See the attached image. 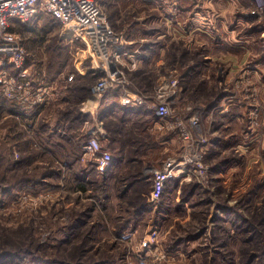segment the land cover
I'll use <instances>...</instances> for the list:
<instances>
[{
  "label": "rangeland",
  "instance_id": "rangeland-1",
  "mask_svg": "<svg viewBox=\"0 0 264 264\" xmlns=\"http://www.w3.org/2000/svg\"><path fill=\"white\" fill-rule=\"evenodd\" d=\"M140 1L108 0L103 6V11L115 32L119 34L123 32L126 37L139 41L146 38L147 41L143 44L146 43L144 46H149V43L151 44L149 34L154 31L153 28L160 30L165 26L162 24L163 21L158 22L165 13H155L144 4L147 1ZM155 20L157 23H154ZM13 24L12 31L22 38L26 52L22 65L26 73L25 79L29 80L34 87H44L46 96L41 104V107L44 106L42 113L34 121L28 120V123H25L20 119L9 121L0 117V146L13 147V160H18L22 154H27V152L21 154L19 151L24 148L22 144L26 142L29 151L37 152L38 138L33 127L37 128L43 122L57 133H76L78 138L84 136L83 142L80 143V162L86 166L89 162L85 158V150L82 146L88 134L84 123L89 121L86 128L91 127L95 117L84 113L81 110L83 103L78 105L73 102L75 98L71 100L69 96L70 101L65 102L62 99L68 98L69 93L65 90H68L70 86H76L72 84L77 81L78 74H83L87 68L95 71L92 57L85 50V46L66 38L61 33L60 24L46 15L24 23ZM213 25V22L207 23V31L210 34L216 27ZM158 42L160 43H155L156 47L164 44L162 39ZM133 53H138L137 48ZM172 53L174 52L169 50L162 56L164 61L167 60L165 65L161 64L164 61L158 63L159 56L156 54L155 61L150 65L149 63L142 65V72L139 71L136 62L131 63L130 68L135 69L130 73L131 76L128 78V72H124L126 79L131 82V89H137L149 95L152 94L158 81L168 77L176 79L180 90L183 84V87L187 89V97L194 101L202 100L201 97L194 96L196 95L194 84L198 82L194 78L195 72L191 78L183 82L181 72L170 70L174 64ZM8 69L7 72L11 74L17 73L15 68ZM58 72L62 73L60 79H58L60 74H57ZM252 74L250 77L246 74L241 75L236 80V88L243 94L246 93L251 100V111L244 124L246 123L249 132L250 130L254 132L253 143L250 144V135H247V138L242 136L235 148L225 151L224 154L227 155L221 156L220 161L229 162L219 166L221 163L217 162L218 157L213 151L215 120L211 117V113L206 115L202 111L199 122L205 150L202 162L208 167L203 179L192 175L188 178L181 175L170 178L164 183L157 199L151 198L155 171L161 169L168 159L179 154L182 143L174 131H166L164 128H159V125H155V135H157L155 140L157 143L160 141L166 143L164 148L158 147L157 150L152 151L142 148L125 153L126 158L138 160V157L147 151L150 159L146 166H144L145 163L134 165L128 173L136 172L138 178L142 174L146 175L149 177V183L137 181L133 188H129V184L136 181L137 177L126 176L123 180L118 178L113 182L114 177L111 181L113 184L116 183V186L112 188L108 185V180L104 184L105 174L99 175L97 172L96 174L92 172L93 181H95L90 184L92 194L105 192L108 199H102L104 196H101V193L100 199H96L93 203L94 210L92 208L85 219L79 216L82 215V210H86L91 200L86 197L87 193L84 190L70 188L66 179L62 178L56 182L53 177H47L44 181L46 186L43 187H36L28 182L11 183L12 190L8 191L6 196H0V231L14 230L18 232V239L16 241V235L10 236L7 246L0 249V252L10 251L11 254V259L2 260L0 264H25L31 257L38 260L39 264L49 263L50 257H55L64 264H95L103 259L109 260L106 264H264V165L258 170L254 168L257 173L262 172L257 174L260 180L254 178L251 185L247 187L240 181V177L244 176V171L240 170L246 166L250 150L258 143L257 138L261 140L264 138V118L261 119L259 115L261 114V95L264 92L260 84L258 86L254 84V79H260L262 75L259 71ZM49 75L56 76L49 77ZM67 75L72 76L74 80L65 83L63 76ZM249 78H253V83ZM87 83L90 81L85 84ZM92 83L93 81L90 84ZM110 91L112 90L110 89L104 95ZM0 95H2L1 92ZM92 95L94 96L93 92H91ZM10 104L24 109L16 102ZM187 105L193 106L195 111L204 109V104L193 101L181 102L178 98L171 108L173 107L175 115L183 117L182 108ZM205 105L208 106V104ZM36 108L32 106L30 110ZM66 108L72 110L79 108L83 114L87 115L79 129L67 130L68 120L65 121L64 115L62 116ZM135 126L142 127L140 123H136ZM222 131L225 132L224 129ZM222 149L225 148L222 147ZM156 155H159L157 166L153 162ZM234 162L236 168H241L236 172L240 176L238 181L218 182V178L221 177L218 171L225 173ZM53 164L52 167H59L62 170L61 174H65L63 165L58 160L53 159ZM147 167H149L148 170ZM90 169L91 166L88 167V170ZM2 170L3 167L0 165V175L3 173ZM13 173L16 174L13 171L6 172L5 177L9 179ZM223 176L224 174L222 178ZM141 196L145 197L148 205L145 210L135 214L134 205L141 200ZM102 205L105 206V210L102 209ZM126 218L128 222H131L130 226L118 237L112 235V231L106 233L103 230V226L108 225L112 220L118 219L117 222L119 220L122 222ZM78 224L82 225L78 227ZM82 226L84 230L81 229ZM20 227H30L32 235H29L28 231L20 230ZM70 227L74 229L70 231L69 242L59 243L63 238L64 230ZM109 228L113 229L114 226L111 224ZM3 233L5 234L4 231Z\"/></svg>",
  "mask_w": 264,
  "mask_h": 264
},
{
  "label": "crops",
  "instance_id": "crops-1",
  "mask_svg": "<svg viewBox=\"0 0 264 264\" xmlns=\"http://www.w3.org/2000/svg\"><path fill=\"white\" fill-rule=\"evenodd\" d=\"M107 1L103 0V6ZM144 4L155 13H165V16H161L158 20V22L163 21L162 24L165 26L160 30L153 28L154 31L149 34L151 38L149 46H144L146 43L143 44L147 41L146 38L139 41L126 37L121 32L125 40L123 47L119 50L124 52L122 70L125 73H131L134 68H130V65L136 62L139 71L142 72V65L147 63L150 65L155 61L156 54L159 56V63L164 61L162 56L172 50L174 64L170 70L181 72L183 82L191 78L195 72L194 78L198 82L194 84L196 87L194 96L202 98V100L194 101L187 97V89L182 84L178 101L204 104L203 114L211 113V117L215 120L213 151L218 157L217 162L221 163L219 166L227 164L229 161H220L222 155L223 157L227 155L224 152L235 148L242 136L247 138V135H250V144H252L254 135L253 131L249 132L246 123L244 124L251 111V100L246 93L243 94L236 88V80L243 74L250 77V74L252 76L253 72L259 71L262 76L260 79H254V84L257 86L260 84L264 92V24L254 15L255 0H147ZM209 22H213V26H216L213 27L214 32L211 34L206 27ZM154 23H157V20ZM160 39L164 44L156 47ZM136 48L137 54L133 53ZM126 52L132 56L128 57ZM166 61L161 64L165 65ZM60 75L62 73L58 75V79L61 78ZM69 76H63L65 83L74 80L72 76ZM249 79L252 82L253 78ZM91 92L92 87L90 96L83 102L81 110L91 114L95 119L88 128L86 126L90 122L85 121L84 128L88 135L95 131L101 143L111 154L116 151L127 152L142 148H146L147 151L157 150L158 147L164 148L166 143L160 141L158 144L155 140L157 139L155 125L159 117L153 110L141 105H123L119 99L111 97L112 95L108 93L97 98L91 96ZM263 94L261 95V114H259L261 119L264 118ZM105 122L110 126L108 131L104 126ZM136 123H140L142 127L137 128ZM114 127L118 130L113 131ZM257 140L255 148L250 150L249 156L247 155L246 166L240 170L244 171V176L240 177L236 174L241 168H236L234 162L225 173L218 171V175L221 176L218 182H236L240 177V181L247 187L251 185L254 178L260 180L257 174L262 172L257 173L254 168L258 170L264 165V138L262 140L257 138ZM222 147L225 149L223 150ZM147 151L142 153L138 160H131L130 163L112 161L106 173L107 178H114L127 165L132 167L145 163L144 166H146L150 159ZM158 156L153 158L156 166L159 161Z\"/></svg>",
  "mask_w": 264,
  "mask_h": 264
},
{
  "label": "built area",
  "instance_id": "built-area-1",
  "mask_svg": "<svg viewBox=\"0 0 264 264\" xmlns=\"http://www.w3.org/2000/svg\"><path fill=\"white\" fill-rule=\"evenodd\" d=\"M147 1V0H145ZM51 16L57 20L61 33L80 45L94 61V69L100 74L92 88L94 96L101 98L110 89L120 92L123 105H143L159 117L156 125L166 131H174L181 139V151L168 159L161 169L155 171L151 198L157 199L164 183L179 175L203 179L208 167L202 162L205 150L200 128L201 111L193 106L182 108L183 117L173 113L172 104L178 98L180 88L176 79L164 77L158 81L152 94L131 89V82L121 68L124 52L119 50L125 40L115 32L103 11V0H0V92L24 109L41 106L45 88L34 87L26 80L22 65L26 58L22 38L11 30L13 20L25 22L38 16ZM254 15L264 24V0H255ZM127 53V52H126ZM128 57L132 55L126 54ZM134 63V62H132ZM12 67L16 74L7 72ZM190 114L187 116V114ZM82 148L87 162L95 166L99 175H104L112 163L111 152L103 147L99 135L92 131Z\"/></svg>",
  "mask_w": 264,
  "mask_h": 264
},
{
  "label": "trees",
  "instance_id": "trees-1",
  "mask_svg": "<svg viewBox=\"0 0 264 264\" xmlns=\"http://www.w3.org/2000/svg\"><path fill=\"white\" fill-rule=\"evenodd\" d=\"M50 19H52L53 21H56V19H54L51 16H47ZM18 22V23H24L21 22L19 20H13L12 22V26H11V30L14 26L13 23ZM15 33V32H14ZM76 43V42H75ZM90 70V69H89ZM88 68L83 72V74H78L77 75V81H74L72 85H76L74 87H71L68 90H65L68 94V98H63L62 101H70L75 98V103H78V105L82 104L85 99L88 97V95H90V90L91 87L94 86V84L96 83L98 77L100 76L99 73L95 72L94 70H90L89 71ZM60 72H58L57 74H59ZM139 73V72H138ZM56 74V75H57ZM55 75V76H56ZM55 76H50L49 77H55ZM127 76L129 78V76H131V74L128 72ZM131 79V78H130ZM133 80V79H132ZM83 81H93L92 84L83 82ZM76 82H78L76 84ZM71 85V84H69ZM74 90V92H72ZM119 90L118 89H114L110 92H108V95H112L111 97L113 98H119ZM70 96V98H69ZM103 100V99H102ZM13 102H10L9 100L5 99L2 95H0V117L9 120L10 119H20L24 120L25 123H28V120H32L34 121L35 118H39L40 114L42 113V108L44 106H38L36 109L34 110H30V109H22L21 107H19L18 105L15 104H10ZM62 113V112H61ZM64 115L65 117V121L68 120V128L67 130L70 131L72 128L75 129H79L82 125H83V121L87 118L86 114H83L79 108L77 109H70V108H66L63 113L62 116ZM105 129L106 131L110 130V126L107 125V123H104ZM9 130V128H7ZM113 131H117L118 128L114 127L112 129ZM33 131L36 134L38 140H37V152H31L29 151V149L27 148V142L22 144L23 145V149H19V151L21 152V154L24 152L27 154H22V156L18 159V160H13L12 159V149L13 147L10 148V146H0V165L3 167V170L1 172L0 175V196H3L7 194L8 191L12 190L13 185H10L11 183H14L16 181H20V182H28V183H33L36 187H43L46 186L45 179H47V177H53V179L57 182L60 179H66L68 181L67 184L70 185V188L75 189H82L85 191V193H87V198L89 200H91L90 204L87 205L86 210H82V215L79 216L81 219H85V217L87 216V214L90 213V211L94 210V206L93 203L94 201H96V199H100V195L102 193L101 196H104V198L102 199H108L107 194L104 192H99L96 194H92L91 192V188H90V184H92L93 182V173L92 172H96L95 170V166L93 164H87L86 166H84L81 162H80V155H81V148H80V143L83 142L84 140V136L79 137L76 133L74 134H60L57 133L55 130H51L48 127V124L45 123H41L40 126L38 125L37 128L33 127ZM111 137V136H110ZM28 141V140H27ZM38 149L39 152H38ZM127 152L124 151H116L114 155H112L114 157V159L112 160L113 162L116 160L117 161H125L127 163H130V161L133 158H126V154ZM26 155V156H25ZM112 157V158H113ZM41 158V160L39 159ZM53 159L58 160V162H60L63 165V169L65 171V174L62 175V170L58 167H52L53 164ZM13 160V161H12ZM43 163L44 165H40L38 163ZM49 162H45L48 161ZM44 161V162H41ZM112 162V163H113ZM38 163V164H37ZM51 165V166H50ZM91 166V169L88 170V167ZM129 165L126 166V168H124L121 173H118L117 176H115V179L113 182L116 181V179L118 180V178L120 180H123L124 178L129 177H137L138 173L136 172H132L130 171L128 173L129 169H132L134 166L132 167H128ZM39 168H43L42 170H40ZM88 170V171H87ZM16 172L13 173V175L11 177L6 178V172ZM20 172V174L18 173ZM96 174V173H95ZM104 184H106V181H109V184L112 188L114 186H116V183L113 184V182L111 181L112 179L107 178V175L105 174L104 177ZM138 178V177H137ZM106 179V180H105ZM119 180V184L121 183ZM145 182V183H149V177H146V175H141L139 176V178L136 181H133L132 184H129V188H133L134 185L136 184V182ZM70 182V184L68 183ZM112 182V183H110ZM8 185H6V184ZM4 184V185H3ZM88 185V186H87ZM88 187V188H87ZM34 189H38V188H34ZM107 191V190H106ZM121 196L123 197V193H121ZM141 200L139 202H137V204L134 205V207H136V209H134L135 214H137L140 210H145L146 206L148 205V203L145 200V197L140 198ZM138 207V208H137ZM102 209L105 210V206L102 205ZM118 219L116 220H112L108 225H104L103 226V230L106 231V233L108 231H112V235L115 236H119L120 233H124L125 231H127L128 226H130L131 222H128L127 218L124 221H118ZM111 224L114 226L113 229L109 228L111 226ZM82 224H80L81 226ZM78 224V227H80ZM22 231H28L29 235L31 234V228H27V227H20L19 228ZM74 228H69L68 230H64L63 234V238L60 239L59 243H66L69 242V240L71 239V232ZM82 230H84V226L81 227ZM3 231L5 232V234L3 233ZM16 235V241L18 239V232H15L14 230H1L0 231V249H4V247L7 246L10 236H14ZM27 238H30V236L26 235ZM74 244H72L73 246ZM79 247V245H78ZM2 251V250H1ZM10 251H2L0 252V261L2 260H9L10 258ZM27 262H25V264H39L38 260L34 259V258H30V260H26ZM49 263L47 264H64V262H61L59 260H56L55 257H50L48 258ZM109 260H101L100 262H96L95 264H106L108 263ZM78 264H82V263H78ZM86 264V263H84ZM89 264V263H88Z\"/></svg>",
  "mask_w": 264,
  "mask_h": 264
}]
</instances>
